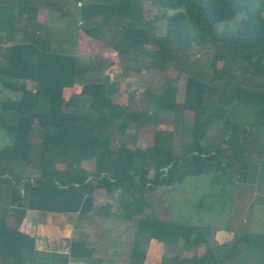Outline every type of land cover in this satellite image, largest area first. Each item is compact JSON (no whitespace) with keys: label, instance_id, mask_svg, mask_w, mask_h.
Instances as JSON below:
<instances>
[{"label":"trees","instance_id":"obj_1","mask_svg":"<svg viewBox=\"0 0 264 264\" xmlns=\"http://www.w3.org/2000/svg\"><path fill=\"white\" fill-rule=\"evenodd\" d=\"M74 1L83 24L78 26L72 53L51 49L48 34H41L35 21L40 8L31 0H22L17 9L34 24L29 29L24 26L20 41L4 42L5 35L12 37L10 32L15 27L8 24V17L7 25L0 20V86L18 93L16 99L6 98L0 103L10 111L9 116H0V128L9 138V143L0 148V181L21 183L29 208L35 207L37 195L60 186H78L90 194L118 191L119 214L138 220L135 237L124 251L127 264H143V241L151 238L174 245L181 242L170 259L162 256L161 264H201L210 248L200 255L197 247L207 242L209 226L170 220L146 206L136 193L160 186L172 188L186 176L201 174H208L215 188L229 166L247 154L251 130L264 114L250 120L246 129L233 121V106L254 104L259 99L263 102L264 92L254 86L228 87L229 83L218 87L202 80L204 72L192 64L178 101L177 78L186 69L178 66L172 76L164 72L172 61L201 48L208 50L205 62L212 68L211 81L223 75L235 80L230 73L239 65L256 77L264 76V0H151L162 10L150 18L144 17L137 1ZM3 9L9 7L0 6V11ZM237 16L231 32L217 29L218 24L234 21ZM93 19L96 22L91 23ZM158 20L163 21L161 35L155 34ZM107 24L115 29L102 44L96 40V33L100 25ZM7 28L11 31L6 32ZM89 51H95L101 61L113 55H144L148 68L162 72L159 92L144 87L142 107L136 110L112 100L108 81L77 82L76 75H82L96 61L84 63L80 58ZM165 113L171 115L172 123L159 120ZM216 118L221 121L217 142L204 143ZM132 124L137 126V136L142 128L150 126L151 134L142 135L143 144L135 138L131 144L120 142L111 147L112 133H107L108 129L124 133ZM173 140L180 151L172 150ZM10 164L30 166L38 174H19L10 170ZM196 205L203 206V202L196 201ZM11 213L12 225L7 223L6 211L0 215V261L25 264L26 254L33 251L34 237L19 230L24 208ZM181 248L194 252L182 256ZM90 254L84 243L71 241V256Z\"/></svg>","mask_w":264,"mask_h":264},{"label":"crops","instance_id":"obj_2","mask_svg":"<svg viewBox=\"0 0 264 264\" xmlns=\"http://www.w3.org/2000/svg\"><path fill=\"white\" fill-rule=\"evenodd\" d=\"M107 57L106 61L100 60L102 64H115L121 56ZM124 58L132 69L137 67L141 70L145 68L141 64L148 62L147 57L140 53H128L122 56V59ZM100 72L95 70L93 72L95 74H92L93 78L99 79ZM238 106L244 107L247 104H237L231 111L233 121L236 120L240 125L234 109ZM242 109L244 112L249 111V108ZM217 120L218 124H213L216 123L213 121L209 131L212 133V129L215 128L213 131L215 134L210 139L206 137L204 143L217 142L221 127L220 119ZM248 123L243 125L246 129ZM251 131L247 154L239 162L229 166L215 188L211 187L210 177L207 174L206 183L209 188L216 189L214 194L217 197H223L218 194L217 187L222 186L220 192L224 188L229 192L222 213L220 210L219 215L216 216L217 221L213 225L202 224L209 226L210 235L204 245L197 247V253L204 254L208 247L210 252L208 251L207 257L201 264H264V114ZM190 177L195 176H186L183 182L187 181V187L195 188L196 183L192 185L195 181L188 180ZM201 186L197 185V187ZM174 193L176 188L173 185L172 188L160 186L154 190L144 189L137 191L136 195L143 197L146 206L169 219L171 206L175 208L173 213L181 210L179 204H175L176 201L175 205L171 204ZM117 197L118 191L110 194L103 191L90 194L82 192L78 186L73 188L60 186L37 195L35 207L29 208L26 207L27 195L21 183L0 181V215L6 211L7 223L12 225L14 217L11 211L24 208L19 230L34 237V248L26 255L25 264H127L124 251L135 237L138 220L119 214ZM193 205L196 206V203L193 202ZM209 207L213 205L209 204ZM100 209H106L107 215L99 214ZM224 214L227 215L225 225L219 222L224 218ZM200 221L197 219L188 224L199 225ZM105 240L107 245L103 246ZM71 241H81L91 250V254L82 257L71 256ZM143 242H146L143 264H161L165 253L172 256L179 251L176 245L172 244L169 247L153 238ZM232 251L235 256H232ZM193 252L194 250L182 249L181 255L189 257Z\"/></svg>","mask_w":264,"mask_h":264},{"label":"rangeland","instance_id":"obj_3","mask_svg":"<svg viewBox=\"0 0 264 264\" xmlns=\"http://www.w3.org/2000/svg\"><path fill=\"white\" fill-rule=\"evenodd\" d=\"M83 2H88L91 0H81ZM131 1V0H126ZM137 1L141 3V6L143 7V14L145 18H150L153 15L160 13L162 9L158 8L157 5L152 4L151 0H132ZM31 2L36 3L37 7L40 8V11L36 14V20L39 24L37 25V28L40 29V33H47L50 38V47L53 50L56 51H66V52H73L74 51V42H75V34L77 32L78 26L80 24H83L81 17L79 16V5L74 0H31ZM22 4V0H0V6H7L9 9H3L0 11V20L3 21L4 24L6 23V18L8 17V24H13L15 29L14 32H10L11 38H7V35L4 37V42L11 43L15 41H20L22 39V29L24 26H28L27 28L34 27L33 23H29L25 20L24 16L19 15L17 13L18 7H20ZM170 12V11H168ZM239 17L237 16L234 21H229L228 23H220L217 25V29L221 30L222 32L228 33L231 32L232 29L234 30L235 26L238 22ZM96 19H93L91 23L96 22ZM10 22V23H9ZM29 23V24H28ZM235 23V24H234ZM162 26L163 21L158 20L155 22V34L161 35L162 34ZM232 27V28H231ZM115 29V26L113 24H107V25H100L97 33H96V40L99 43L105 44L110 36L113 34ZM6 32L11 31L9 28L5 30ZM1 31V33L5 32ZM228 31V32H227ZM149 47L148 45L144 46V49H147ZM181 51V50H180ZM206 49L201 48H193L188 56H184L182 58L177 59V61H172L169 63V67L167 69L166 74L168 75H175L176 73V67L182 66L186 69V71H182L178 74L177 78V100L181 101L183 96V85L185 81V77L187 74H190L191 65L193 64L197 70H200L201 72H204L201 77V79L207 82H211L212 84L222 87L226 83H229L228 87H233L234 85H240L245 87L254 86V88L259 89L260 91H264V76H254L251 73V70L248 69L246 66L239 65L237 68L232 70V73L230 75H235V80L231 79L229 76L223 75L222 77H215L212 81L209 79L212 68L208 67L206 64V59L208 58ZM102 55V54H101ZM101 57V56H99ZM117 57V56H116ZM80 58L84 60V63H89L90 61H95V63L90 67V69L84 71L82 74L84 77H80L77 74L76 75V81L81 82L84 80H92L97 79L93 78L92 74H95V70L101 71L99 79H103L108 81V83L111 84V98L113 101L121 103L123 105H127L129 107H132L133 109L139 110L142 107L143 101L141 97V93L144 89V87L151 90L153 93L159 92V85L162 81V72L155 71L154 69L148 68L147 63H142L141 66H144L145 68H142L141 70L135 71L131 68V65L127 60L121 57H118L119 61L115 62V64L108 63V65H105L106 63H103L98 60V54L94 52H86L81 54ZM131 62V61H130ZM105 66V67H104ZM194 71H196L194 69ZM219 73V72H218ZM194 75V74H191ZM18 97V93H15L13 91H10L6 88H3L0 86V103L6 99H16ZM149 106V104H148ZM85 109H89L88 105L84 106ZM244 108L245 110L249 108L248 112L242 111ZM235 115L238 116L240 126L243 127V125L247 122H249L252 119H255L259 115H262V112L264 111V101L262 102L260 99L256 103L247 104V106H238L234 108ZM10 111L2 108L0 104V116L3 115L5 117L9 116ZM160 121H164L165 123H172L171 115L167 113L160 114ZM216 123H213L215 125L218 124V120L214 119ZM131 130H128L124 133H119L115 131L113 127L108 129L107 133H112V141H111V147H116L120 142H128V144H131V142L136 138V140L143 144V136L142 135H149L151 134L150 126L146 128H142L139 132V136L135 135V130L137 129L136 124H132ZM213 131L215 128L212 129ZM212 131L209 132V136H207L208 139L212 138V136L215 134ZM34 135V134H33ZM139 137V138H137ZM132 140V141H131ZM185 140V139H184ZM9 143V138L7 137V134L4 129L0 128V148L3 147L5 144ZM172 150L173 151H180V145L173 140L172 142ZM180 153V152H179ZM177 153V154H179ZM10 170L11 171H18L21 174L27 173H36L32 167L28 166L27 168L24 167V165H15L10 164ZM208 179L207 174H201L199 176L190 177L188 178L189 182L192 180L195 181L193 184L196 183V187L189 188L187 187V181L185 182H177L175 184L176 193H174V196L171 199V204L175 202V204H179L181 210H176L173 213L172 206L169 209V219L170 220H179L183 224L193 223L197 219H200L201 224H210L213 225L217 221L216 216L219 215L220 210L221 213L224 209L226 199H227V193L229 190L227 188H224L221 192L219 189L221 187H217V192L219 195H223V197H217L214 192L216 189H212L208 187V184L206 183V180ZM197 185H202L201 187H197ZM222 193V194H220ZM203 202V206L200 205H193V202L196 203V201ZM184 202V203H183ZM182 203V205H180ZM174 204V205H175ZM209 204H212L213 207H209ZM227 215L224 214V218L220 219L219 222H221L223 225L226 224ZM175 243V242H174ZM180 240L176 242V246H181ZM166 246H171L172 243H165ZM103 246L107 245V240L104 241L102 244ZM173 249V248H172ZM183 248H181L182 250ZM187 250V249H184ZM181 252V251H180ZM27 255V254H26ZM171 255L169 253H165L164 260L170 259ZM168 262L166 261V264ZM105 264V263H103Z\"/></svg>","mask_w":264,"mask_h":264}]
</instances>
